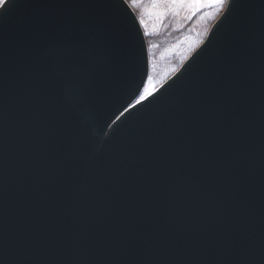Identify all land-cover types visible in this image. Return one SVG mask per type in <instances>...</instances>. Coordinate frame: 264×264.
Masks as SVG:
<instances>
[{
	"label": "water",
	"instance_id": "obj_1",
	"mask_svg": "<svg viewBox=\"0 0 264 264\" xmlns=\"http://www.w3.org/2000/svg\"><path fill=\"white\" fill-rule=\"evenodd\" d=\"M148 73L127 0L0 6V264H264V0Z\"/></svg>",
	"mask_w": 264,
	"mask_h": 264
},
{
	"label": "rangeland",
	"instance_id": "obj_2",
	"mask_svg": "<svg viewBox=\"0 0 264 264\" xmlns=\"http://www.w3.org/2000/svg\"><path fill=\"white\" fill-rule=\"evenodd\" d=\"M127 1L152 39L149 74L142 95L153 90L176 69L184 56L202 40L225 5L214 0L176 6H154L151 0Z\"/></svg>",
	"mask_w": 264,
	"mask_h": 264
},
{
	"label": "snow or ice",
	"instance_id": "obj_3",
	"mask_svg": "<svg viewBox=\"0 0 264 264\" xmlns=\"http://www.w3.org/2000/svg\"><path fill=\"white\" fill-rule=\"evenodd\" d=\"M203 0H151V3L154 6H168V5H183L186 3H191V4H198L202 3ZM215 3L224 5L229 2V0H214ZM7 0H0V6H6Z\"/></svg>",
	"mask_w": 264,
	"mask_h": 264
},
{
	"label": "trees",
	"instance_id": "obj_4",
	"mask_svg": "<svg viewBox=\"0 0 264 264\" xmlns=\"http://www.w3.org/2000/svg\"><path fill=\"white\" fill-rule=\"evenodd\" d=\"M136 13H137V12H136ZM145 36H146L147 44H148V47H149V50H150V49H151V45H152L151 35H150L149 33L146 32V33H145ZM172 36H173V34H171V35L169 36V38L172 37ZM194 48H195V47H194ZM194 48H193V49H194ZM193 49H192V50H193ZM192 50H191V51H192ZM191 51H190V52H191ZM190 52H189V53H190ZM189 53H188V54H189ZM188 54H187V55H188ZM187 55H186V56H187ZM186 56H184V58H185ZM184 58H183V59H184ZM183 59H182V60H183Z\"/></svg>",
	"mask_w": 264,
	"mask_h": 264
}]
</instances>
